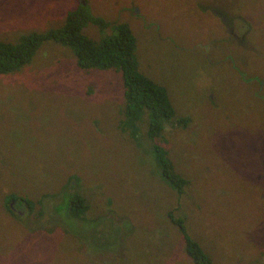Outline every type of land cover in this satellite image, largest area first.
Segmentation results:
<instances>
[{"label":"rangeland","instance_id":"obj_1","mask_svg":"<svg viewBox=\"0 0 264 264\" xmlns=\"http://www.w3.org/2000/svg\"><path fill=\"white\" fill-rule=\"evenodd\" d=\"M79 1L0 0V41L61 26ZM84 1L129 26L139 71L165 88L175 115L158 142L188 186L171 190L123 128L120 76L43 42L0 75V264H192L175 217L212 264H264V0ZM79 188L75 219L63 193Z\"/></svg>","mask_w":264,"mask_h":264},{"label":"trees","instance_id":"obj_2","mask_svg":"<svg viewBox=\"0 0 264 264\" xmlns=\"http://www.w3.org/2000/svg\"><path fill=\"white\" fill-rule=\"evenodd\" d=\"M87 26H94L98 30L100 34L98 40L90 38L84 32ZM43 42H52L70 49L76 66L83 71L112 70L114 75L120 76L123 128H133V137L137 134L139 144L144 141L151 143L149 151L156 165L153 167L169 185V188L177 195L182 196L188 186V180L178 171L175 172L169 151L165 145L158 142L165 129L172 125L174 109L169 102L165 88L139 71L135 57L134 39L129 26L126 23L110 22L94 16L87 4L84 5L79 1L78 7L67 14L66 20L59 27L47 31L30 32L20 37L16 42L1 40L0 75L15 72L28 65L33 54ZM185 120L186 118L176 121L178 123L176 125L185 128ZM73 175L76 174L68 175V180ZM63 194H68V198L62 203H66L65 213L70 214L69 217L78 219L83 214H87L89 199L85 192L79 188L73 193ZM15 196L17 197V195ZM15 196H9V201H14ZM47 196L44 194L40 198ZM17 198L20 201H25L22 197ZM8 206L5 204L4 208ZM28 208L34 214L32 207ZM59 210L61 211V209ZM108 211L107 209L106 212H102L101 209L93 218L97 221V216L105 217ZM175 211L178 209L174 208L172 215ZM112 212L116 215L113 210ZM116 216L112 221L113 226L120 225ZM16 217L20 219V217ZM35 218L38 223L42 219V213H37ZM173 221L184 233V251L191 263L212 264L207 252H204L202 247L187 235L182 217H175ZM50 232L53 234V230Z\"/></svg>","mask_w":264,"mask_h":264},{"label":"water","instance_id":"obj_3","mask_svg":"<svg viewBox=\"0 0 264 264\" xmlns=\"http://www.w3.org/2000/svg\"><path fill=\"white\" fill-rule=\"evenodd\" d=\"M81 2H82V4H85V1L84 0H81ZM135 12H137V10Z\"/></svg>","mask_w":264,"mask_h":264},{"label":"flooded vegetation","instance_id":"obj_4","mask_svg":"<svg viewBox=\"0 0 264 264\" xmlns=\"http://www.w3.org/2000/svg\"><path fill=\"white\" fill-rule=\"evenodd\" d=\"M82 3V2H81ZM85 5V4H84Z\"/></svg>","mask_w":264,"mask_h":264}]
</instances>
